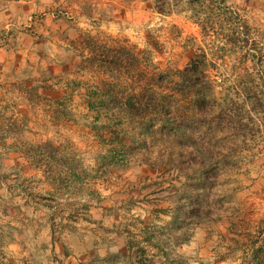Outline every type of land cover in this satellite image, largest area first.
Masks as SVG:
<instances>
[{
  "label": "rangeland",
  "instance_id": "1",
  "mask_svg": "<svg viewBox=\"0 0 264 264\" xmlns=\"http://www.w3.org/2000/svg\"><path fill=\"white\" fill-rule=\"evenodd\" d=\"M86 14L29 90L43 119L22 164L0 170L6 190L48 203L78 264L246 260L264 222V0H112ZM202 52L211 84L193 85L197 104L170 77Z\"/></svg>",
  "mask_w": 264,
  "mask_h": 264
},
{
  "label": "crops",
  "instance_id": "2",
  "mask_svg": "<svg viewBox=\"0 0 264 264\" xmlns=\"http://www.w3.org/2000/svg\"><path fill=\"white\" fill-rule=\"evenodd\" d=\"M111 1L0 0V170L20 166V142L39 135L33 126L43 118L33 114L32 85L43 89V78L63 56L65 43L90 26L87 9ZM5 184L0 179V264H78L53 235L48 203L33 201L25 190L7 191ZM6 227L12 230L8 238ZM223 230L237 233L228 221ZM249 232L255 234L247 243L249 256L236 264H263L264 222L258 220Z\"/></svg>",
  "mask_w": 264,
  "mask_h": 264
},
{
  "label": "trees",
  "instance_id": "3",
  "mask_svg": "<svg viewBox=\"0 0 264 264\" xmlns=\"http://www.w3.org/2000/svg\"><path fill=\"white\" fill-rule=\"evenodd\" d=\"M205 58L206 53L202 52L199 55H196L195 58L191 59L182 69L175 71L174 76H171L170 78L175 77L176 80L173 81V85H179L173 93L176 92V94L180 97L185 96H192V101L197 104H199V95L198 93H195L193 91V85H210L211 81L208 78V75L206 73L205 69ZM110 64H114L115 61L110 59L108 61ZM171 80V79H169ZM119 107H121L126 114L132 115L138 107H136L134 104H132L130 101H127L120 104ZM143 107H149L151 110H156L159 114H165L167 115L168 112L164 111L163 106L157 107V104L154 103L153 100L146 101V103H143ZM142 110V104L140 102V111ZM166 127V124H163ZM163 126V127H164ZM172 222H177V217H173ZM259 252H262L263 257V264H264V243L261 246V249H259Z\"/></svg>",
  "mask_w": 264,
  "mask_h": 264
}]
</instances>
